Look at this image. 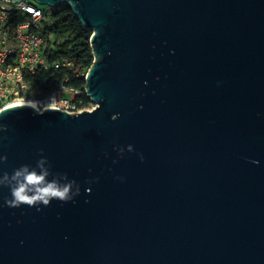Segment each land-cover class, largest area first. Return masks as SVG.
Instances as JSON below:
<instances>
[{
    "label": "water",
    "instance_id": "1",
    "mask_svg": "<svg viewBox=\"0 0 264 264\" xmlns=\"http://www.w3.org/2000/svg\"><path fill=\"white\" fill-rule=\"evenodd\" d=\"M34 1L93 29L97 105L0 112V174L80 185L0 207V264H264V0Z\"/></svg>",
    "mask_w": 264,
    "mask_h": 264
},
{
    "label": "built area",
    "instance_id": "2",
    "mask_svg": "<svg viewBox=\"0 0 264 264\" xmlns=\"http://www.w3.org/2000/svg\"><path fill=\"white\" fill-rule=\"evenodd\" d=\"M55 10L34 0H0V111L15 100L25 99L29 92L26 74L72 66L67 60L48 59L52 45H47L45 30ZM79 94L75 88L62 86L36 100V104L39 111L60 109L76 114L84 111L75 102Z\"/></svg>",
    "mask_w": 264,
    "mask_h": 264
},
{
    "label": "trees",
    "instance_id": "3",
    "mask_svg": "<svg viewBox=\"0 0 264 264\" xmlns=\"http://www.w3.org/2000/svg\"><path fill=\"white\" fill-rule=\"evenodd\" d=\"M46 25L47 52L50 62L70 61L72 66L61 65L49 70L39 69L33 74H26L29 92L25 99L38 100L62 86L80 91L75 102L78 108L88 107L93 100L86 91L87 74L94 63V47L91 43L93 29L85 27L72 7L61 4L50 16Z\"/></svg>",
    "mask_w": 264,
    "mask_h": 264
},
{
    "label": "clouds",
    "instance_id": "4",
    "mask_svg": "<svg viewBox=\"0 0 264 264\" xmlns=\"http://www.w3.org/2000/svg\"><path fill=\"white\" fill-rule=\"evenodd\" d=\"M113 116L112 119H116ZM127 150L131 152L132 146ZM123 152V149H120ZM141 159L143 157L141 156ZM7 160L6 156H0V162ZM52 177L50 180L49 177ZM118 179H122L118 177ZM7 187L10 190V198L4 197L0 207L27 206H48L52 200L61 202H73L74 197L80 195V185L76 180H70L67 173H53L47 158L43 156V149L40 150V158L35 166L24 164L13 169L11 174L3 172L0 174V188ZM39 210V208L37 209Z\"/></svg>",
    "mask_w": 264,
    "mask_h": 264
},
{
    "label": "bare ground",
    "instance_id": "5",
    "mask_svg": "<svg viewBox=\"0 0 264 264\" xmlns=\"http://www.w3.org/2000/svg\"><path fill=\"white\" fill-rule=\"evenodd\" d=\"M22 104H32V105H35V106L37 107L35 101H32V100H26V99H19V100H15V101L11 102L7 107H5V108L2 109V110H5V109H7V108H9V107H11V106H13V105H22ZM37 108H38V107H37ZM2 110H1V111H2ZM37 110H38V109H37ZM1 111H0V112H1Z\"/></svg>",
    "mask_w": 264,
    "mask_h": 264
},
{
    "label": "rangeland",
    "instance_id": "6",
    "mask_svg": "<svg viewBox=\"0 0 264 264\" xmlns=\"http://www.w3.org/2000/svg\"><path fill=\"white\" fill-rule=\"evenodd\" d=\"M64 96H66V97H71V94L65 93ZM26 100H28V99H26ZM32 101H35V102H36V100H32ZM36 105H37V104H36ZM96 105H97V103H96V102H93V103L90 104L88 107H85V108H83V109H84V110H92L93 108L96 107Z\"/></svg>",
    "mask_w": 264,
    "mask_h": 264
}]
</instances>
